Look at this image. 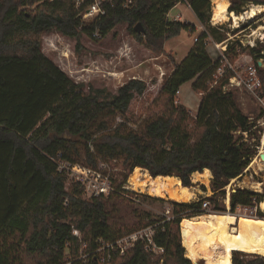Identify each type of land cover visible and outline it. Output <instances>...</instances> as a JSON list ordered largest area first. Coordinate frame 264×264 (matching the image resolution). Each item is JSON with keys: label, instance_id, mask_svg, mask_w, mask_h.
<instances>
[{"label": "trees", "instance_id": "obj_1", "mask_svg": "<svg viewBox=\"0 0 264 264\" xmlns=\"http://www.w3.org/2000/svg\"><path fill=\"white\" fill-rule=\"evenodd\" d=\"M75 1L0 0V264H28V257L33 264H60L66 250L72 264H99L95 256L87 260L80 256L95 251L99 240L115 242L123 236L112 227L107 208L117 195L86 200L78 186L66 190V176L52 159L62 154L65 161L82 162L71 138L85 146L84 163L94 167L101 160L120 162L124 158L129 175L139 167L153 178L178 177L186 188L194 187V173L211 171L212 196L191 203L171 202L170 221L162 218L138 226L155 227L154 241L165 251L164 264H193L185 257L180 223L185 218L201 220L208 214L227 213L219 198L225 196L231 182L241 180L249 170L257 154L256 146L250 143L262 132L257 120L244 112L236 93L225 89L236 74L225 68L219 77L221 59H213L207 51L210 38L218 43L228 39L209 25L211 0H114L103 5L104 16L89 23L79 13L93 0H85L79 10ZM185 2L204 30L164 80L161 95L167 115L146 122L142 130L137 126L120 133V125L111 137L102 138L109 130L105 118L126 115L135 97L146 92V82L130 80L109 98L105 89L75 82L46 56L40 35L58 32L79 40L82 32L105 38L120 24H127L138 43L161 56L167 40L182 31L196 32L195 25L168 18L178 4ZM251 3L264 6V0H232L229 11L241 14ZM139 24L145 33L135 32ZM248 25L244 24V29ZM19 50L25 54H19ZM224 55L232 65L241 55L252 57L263 84L258 92L262 97L264 68L258 61H264V42L245 47L236 38L227 44ZM190 82L193 91L202 94L196 116L176 103L178 92ZM245 134L249 142H245ZM201 188L206 192L205 186ZM263 199L259 193L235 188L230 214L239 206L257 208ZM206 203L211 213L204 209ZM256 217L264 222L259 209ZM161 221L165 223L156 228ZM74 230L82 234L85 249ZM239 253L234 251L233 264H264L262 257L245 258ZM154 256L138 243L125 257H115L113 264H160L161 258Z\"/></svg>", "mask_w": 264, "mask_h": 264}, {"label": "rangeland", "instance_id": "obj_2", "mask_svg": "<svg viewBox=\"0 0 264 264\" xmlns=\"http://www.w3.org/2000/svg\"><path fill=\"white\" fill-rule=\"evenodd\" d=\"M185 3L187 4V2ZM186 4L180 3L179 6H176L169 13V19L172 21L177 15H181L183 22H191V25L197 24V19L194 13L187 6L188 4ZM248 5L244 6V11L247 9ZM212 10L213 4L211 7V15ZM83 21L89 23L92 21V19H85ZM212 22L215 25H212ZM246 23L249 24V27L244 29L243 25ZM232 24L233 23L231 22L219 24L213 20V16L210 18L209 22V25L211 27H216L218 29L217 32L222 34L223 37L233 39L239 38L244 43L245 47H254L257 44L264 42V39L261 37L256 40L250 39V37L253 36L254 30H259L261 25H264V14L251 20H244L240 23L238 28ZM237 31L240 32L234 35V32ZM199 32L190 34L187 31H182L179 36L165 42L166 50L174 49V58L177 59V62H180L187 54L191 45L195 44L194 39L199 36ZM39 40L41 42L43 53L52 59L75 82L84 83L87 88L90 86L95 89H105L109 98L116 96L119 93V89L130 80L139 79L146 82V92L141 96L138 95L135 97L131 103L128 113L126 115L116 114L105 118L109 124V130L102 135L97 134V137L100 135L102 138L108 135L111 137L115 133L116 128L120 125L122 126L120 133L127 132L136 128L137 126H139V130H142L146 122L167 115V110L162 104L163 96L161 95V89L163 87L165 78L171 74L176 61L169 54H165V57L160 59V61L152 60L153 57H161L162 55L156 56L151 52L149 53L145 45L138 43L134 39L128 30L127 24H120L105 38H93L82 34L81 32L79 40H76L64 37L58 32H51L43 33L40 35ZM78 44L80 45V48H78ZM225 46V43L220 45L209 42L208 51L213 58H218L221 53H224L223 48H225ZM18 53L21 55L25 54L23 50H19ZM242 56L243 55H241V57ZM238 59L241 60L240 57ZM244 64L245 63H243V61H240L239 63L237 62L238 68L236 70L237 74L240 76L245 72L246 68L244 67ZM249 65H253L252 61ZM230 89L236 93L238 101L244 112L253 119L257 120L262 132H258L256 136L257 139L252 140L250 143L256 146L257 154L255 157H253V161L249 167V170L245 173L241 180L237 179V182L234 184L231 182L225 188V196L219 198V200H221V202H223L226 207V214H230L225 203L229 188L237 187L241 189H248L264 195V166L262 168H258V166L254 164V162L259 160L258 154L264 153V95L261 97L263 99V102H261L244 86L241 88L233 87ZM184 90L185 89H183V91ZM180 101L181 96L180 98L177 96L176 103L182 104ZM136 122L137 124L135 125ZM244 138L245 142L250 141L247 134L244 135ZM71 139L74 142L76 153L79 155V157H81L82 162H84L86 153L85 146L80 141H78L77 138ZM102 141L104 142L105 139ZM123 159L124 158H122L120 162L115 163L113 166L116 168V173H114L113 176L116 178L117 183H125V185L129 187V195L127 194L128 197L118 196L111 199L108 202L107 208L110 214L112 227L117 231H121V234L123 235L122 237H125L132 232L143 229H138V226L141 223L157 219L163 220L162 218H166L167 221H170L173 218V206L171 205V202L175 201L168 199H158L145 193L136 192L135 188L129 185V178L132 174L129 175V168L126 164L124 165ZM212 181L213 178L209 185L210 188L200 183H193L194 187L202 191L203 194H198L197 198L192 200V202H197L213 195ZM255 183H260L263 185L260 188L261 190L254 188L253 185ZM201 186L206 187V192L202 190ZM210 192L212 193L210 194ZM210 207L211 206L208 204L207 207L204 206V209H206L208 213H211ZM254 209L255 208L252 209L248 207L241 211L237 209L234 214L235 216L237 215L239 217L246 216L243 218V220L256 222L259 221V218L256 217V211ZM259 211L263 213L260 209ZM226 214L208 215L219 216ZM208 215L203 216L202 219L206 220ZM232 216L237 219L234 215ZM164 223L165 221H161L155 226L157 228L162 226ZM238 223L240 224V221H238ZM146 228H151V226L144 227V229ZM181 244L183 247L182 235ZM239 254H242L245 258H251L254 256V254H250L248 252H241ZM69 257V250H66L64 259ZM71 257H73V255ZM154 257L161 258L160 264H164L166 261L165 251L158 252ZM27 262L28 264L34 263L31 257L27 258ZM170 264L172 263L170 262Z\"/></svg>", "mask_w": 264, "mask_h": 264}, {"label": "bare ground", "instance_id": "obj_3", "mask_svg": "<svg viewBox=\"0 0 264 264\" xmlns=\"http://www.w3.org/2000/svg\"><path fill=\"white\" fill-rule=\"evenodd\" d=\"M211 1L213 4V20L219 24L231 22L238 28L244 20H251L264 14V6L261 5L251 3L243 13L237 15L235 12L229 11L230 0ZM260 37L264 39V26H261L259 30H254L250 39L255 40ZM233 82L235 83L234 80ZM255 163L258 168L264 166L263 162L259 160ZM192 179L194 182L199 180L207 186L211 183V175L209 171L205 170L203 173L197 172L193 174ZM129 185L134 187L136 192L145 193L158 199H168L182 203H190L197 198L198 194H203L202 191L196 190L194 187H183L178 177L158 176L153 178L148 170L139 167L130 176ZM253 186L260 189L263 185L255 183ZM229 201L230 197L227 202L228 206ZM259 209L264 213V199L259 204ZM233 215L235 216V214ZM235 217L242 219L246 216L239 217L236 215ZM235 222L236 220L230 214L208 215L206 220L183 219L181 222V235L186 258L195 264H233L234 251L263 256L264 222L243 220L237 228L231 231L230 226H234Z\"/></svg>", "mask_w": 264, "mask_h": 264}, {"label": "built area", "instance_id": "obj_4", "mask_svg": "<svg viewBox=\"0 0 264 264\" xmlns=\"http://www.w3.org/2000/svg\"><path fill=\"white\" fill-rule=\"evenodd\" d=\"M114 0H93V2L88 6V8L84 12L79 13V17H81L83 20L85 19H94L99 16H104L105 11L103 10V5L105 3H112ZM132 1H129L131 3ZM85 3V0H76L75 6L76 9L79 10V8ZM169 18V15H168ZM174 21H180L181 17L176 16ZM212 25H215L212 22ZM202 31L204 30V27L201 26L200 28ZM94 36L96 38H101V36L98 33H95ZM198 37L194 39V42H197ZM242 42V41H241ZM243 43V42H242ZM220 45H223L221 43ZM244 45V43H243ZM219 46V45H216ZM227 49V44L225 48H223V51L225 52ZM221 59L222 67L218 70V76L222 77L225 68L233 71L236 76L232 79H230V83L225 87V89H230L233 87H245L251 94H253L259 101L263 102V99L258 94L259 91L262 90L263 84L259 77L258 70L255 67V65H244L245 72L243 75L237 74V65L236 64H230L225 57L224 53H221V55L218 56L217 59ZM235 81V83L233 82ZM180 92V91H179ZM178 92V94H179ZM177 94V96H178ZM91 151L94 152V149L91 148ZM57 165H58V171L60 173H64L66 176V190L70 189L72 186L76 185L80 189L83 190V197L86 200L91 199H98L101 197H108L111 195H117V196H124L128 197V191L129 187L124 184L117 183L116 178H114L113 174L116 173V168L113 166L115 163H118V161H98L97 165L90 166L85 164L84 162H69L62 159V154H59L55 159H52ZM234 188H229L227 192V199L231 197V193ZM227 199H225L226 206L229 209V212H231L230 207V201L229 206L227 204ZM205 207L208 206V203L204 204ZM247 207L239 206L237 209L239 211L246 209ZM259 209V206L255 208L254 210L257 212ZM74 236L77 237L81 244L83 245V249H85L87 246L86 244H83L82 242V234L74 230ZM154 235H155V228H146L141 229L135 232H132L128 234L125 237H122L118 239L115 242H106L104 240L97 241V248L95 251L81 255V260H87L91 256H95V259L99 262V264H113L115 257L119 256L121 258L125 257L130 250L136 247V244L142 243L144 244L145 250L148 253H151L153 255L157 254L158 252L162 251L164 252L163 248L158 247L155 244L154 241ZM60 264H72V260L69 258L64 259Z\"/></svg>", "mask_w": 264, "mask_h": 264}, {"label": "crops", "instance_id": "obj_5", "mask_svg": "<svg viewBox=\"0 0 264 264\" xmlns=\"http://www.w3.org/2000/svg\"><path fill=\"white\" fill-rule=\"evenodd\" d=\"M231 1V4H232V0H230ZM184 4H186V3H184ZM187 5V4H186ZM177 6H179V4L177 5ZM188 7H189V5H187ZM231 6V5H230ZM262 6V5H261ZM190 8V7H189ZM191 9V8H190ZM193 12V11H192ZM236 14V13H235ZM195 15V14H194ZM177 16H180L181 17V20L180 21H182L183 22V19H182V16L181 15H177ZM196 17V16H195ZM197 19V18H196ZM191 23V22H190ZM193 25H195L196 26V32H201V24H200V22L198 21V19H197V24H193ZM261 26H264V25H261ZM199 32V33H200ZM237 39H239V38H237ZM258 39V38H257ZM234 39L233 38H228V39H226L225 41H223L222 43H225V44H229L231 41H233ZM256 40V39H255ZM209 42H213V43H216V44H221V43H218V41H216V40H214V39H209ZM208 42V43H209ZM252 43H254V42H252ZM194 46V44L193 45H191V47L189 48V50H188V52H187V54L184 56V58L188 55V53L190 52V50L192 49V47ZM164 50H165V53L161 56V57H153L152 58V60H154V61H160V59H162L163 57H165V54H169V55H171L172 56V58H174V54H175V50L174 49H170V50H166V48H165V46H164ZM149 51V50H148ZM207 51H208V45H207ZM149 53H150V51H149ZM208 53H209V51H208ZM210 54V53H209ZM211 55V54H210ZM212 57V56H211ZM183 58V59H184ZM213 58V57H212ZM182 59V60H183ZM213 59H217V58H213ZM240 59L241 60H236V62H235V64L237 65V62L239 63L240 61L242 62L243 61V63H245L244 65H246V64H250L251 63V61H252V64H253V60H252V57L250 56V55H243L242 57L240 56ZM174 60L176 61V63H180V62H177V59H175L174 58ZM173 61V60H172ZM171 61V62H172ZM238 67V66H237ZM173 70V69H172ZM192 85H193V82H190V83H187V84H185L181 89H180V92H179V94H178V97L180 98V96H181V103L184 105V106H186L189 110H190V112L194 115V116H196L197 115V113H198V110H199V107H200V103H201V99H202V94H198V93H196L195 91H193V89H192ZM183 89H185L184 91H183ZM184 93V94H183ZM182 94V95H181ZM184 95V96H183ZM254 164L255 165H257L255 162H254ZM258 166V165H257ZM205 171H209V173H210V175H211V180H212V178H213V176H212V173H211V171L210 170H208V169H206ZM195 174V173H194ZM192 182L193 183H195V184H203V185H205L204 183H202V182H200L199 180H198V182H194L193 181V179H192ZM235 182H237V180L235 181ZM234 182V183H235ZM206 187H208V188H210V186H207V185H205ZM193 188V187H192ZM194 189H196L197 190V188H195L194 187ZM212 192H210V194H211ZM231 215V214H230ZM233 217V216H232ZM234 218V217H233ZM235 219V218H234ZM236 220V222L234 223L235 225L234 226H230V230L231 231H233L235 228H236V226L238 227V225H239V223H238V221H240L241 222V220H243V218L242 219H240V220H237V219H235ZM256 222H259V221H256ZM238 224V225H237ZM239 252V251H238ZM242 252V251H241ZM234 253V252H233Z\"/></svg>", "mask_w": 264, "mask_h": 264}, {"label": "water", "instance_id": "obj_6", "mask_svg": "<svg viewBox=\"0 0 264 264\" xmlns=\"http://www.w3.org/2000/svg\"><path fill=\"white\" fill-rule=\"evenodd\" d=\"M135 32H137L138 34H140V33H145V30H144V28L142 27V25L139 24V25L136 26V28H135ZM258 65H259L261 68H264V61H263V60L258 61ZM258 159H259L261 162H263V164H264V153H259V154H258ZM236 188H237V187H236ZM232 192H235V188L233 189ZM180 230H181V223H180ZM255 256H259V257L264 258V255H263V256H262V255H255Z\"/></svg>", "mask_w": 264, "mask_h": 264}]
</instances>
